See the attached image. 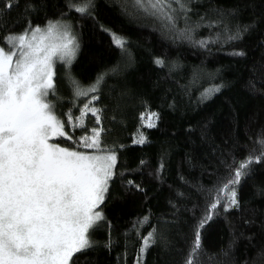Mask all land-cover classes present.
I'll use <instances>...</instances> for the list:
<instances>
[{"label":"trees","instance_id":"obj_1","mask_svg":"<svg viewBox=\"0 0 264 264\" xmlns=\"http://www.w3.org/2000/svg\"><path fill=\"white\" fill-rule=\"evenodd\" d=\"M5 3L0 46L49 22L68 24L76 37L70 66L55 63L50 98L71 139L52 142L75 149L103 129L101 147L117 157L92 247L70 264H264V158L255 162L264 151V0H182L184 10H167L171 20L136 0H91L90 15L76 11L86 0ZM101 76L97 92L76 96L71 80L88 88ZM88 101L100 123L87 111L83 127H72L69 115L79 125ZM249 157L231 186L238 206H229L220 190Z\"/></svg>","mask_w":264,"mask_h":264},{"label":"snow or ice","instance_id":"obj_2","mask_svg":"<svg viewBox=\"0 0 264 264\" xmlns=\"http://www.w3.org/2000/svg\"><path fill=\"white\" fill-rule=\"evenodd\" d=\"M136 3L153 14L163 13L169 20L172 16L167 10L174 11L173 3L184 10L182 0ZM90 4L91 0H86L76 11L90 15ZM12 6V0H6L5 8ZM111 35L114 44L124 49L126 40ZM5 45L0 46V264H70L75 253L92 247L89 230L104 219L96 209L108 192L117 157L101 147L103 129L92 128L90 136L76 141L75 149L49 142L55 137L71 139L47 99L56 94L55 58L70 66L78 49L69 27L59 22H49L45 28L29 25L23 33L5 37ZM156 63L162 65L163 61ZM102 81L103 76L98 77L88 88L75 80L71 83L76 96L83 97L97 92ZM90 103L84 104L76 118L79 125L72 124L69 115L72 127H83L87 111L100 123L99 109L89 107ZM152 116L155 113L149 117L148 127L154 126ZM138 142H144L142 134ZM260 143L264 149V140ZM80 147L95 152L88 154L79 151ZM262 158L264 151L255 162ZM253 162L252 157L242 162L220 190L229 192V206H238L231 186L239 183L244 169ZM219 199L217 196V202ZM211 207L215 209L217 203ZM150 240L151 234L145 248ZM187 264H192L191 260Z\"/></svg>","mask_w":264,"mask_h":264},{"label":"rangeland","instance_id":"obj_3","mask_svg":"<svg viewBox=\"0 0 264 264\" xmlns=\"http://www.w3.org/2000/svg\"><path fill=\"white\" fill-rule=\"evenodd\" d=\"M60 24H62V25H66V26H68V24H65L64 22H59ZM46 27V26H45ZM45 27H43V28H45ZM69 27V26H68ZM55 63H61V64H64V65H68V64H66V63H62V62H60L59 61V59L58 58H55ZM54 95H49V97L47 98L51 103H52V100L50 99L51 97H53ZM150 117V116H149ZM56 138V137H55ZM55 138H53V139H51L49 142L50 143H53L52 142V140H54ZM100 206V205H99ZM96 211H98V208L96 209Z\"/></svg>","mask_w":264,"mask_h":264}]
</instances>
